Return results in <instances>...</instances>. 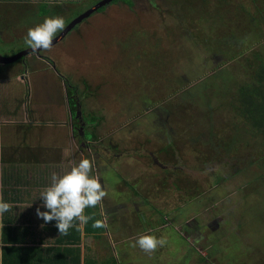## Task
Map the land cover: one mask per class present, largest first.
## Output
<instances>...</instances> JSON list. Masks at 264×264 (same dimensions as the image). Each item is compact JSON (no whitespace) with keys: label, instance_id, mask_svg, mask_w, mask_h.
<instances>
[{"label":"rangeland","instance_id":"obj_1","mask_svg":"<svg viewBox=\"0 0 264 264\" xmlns=\"http://www.w3.org/2000/svg\"><path fill=\"white\" fill-rule=\"evenodd\" d=\"M99 1L72 10L70 23ZM102 8L40 56L29 53L33 63L16 60L14 75L27 72L42 106L50 94L52 108L66 92L77 95L84 141L100 130L106 142L86 146L92 167L113 175L102 187L119 189L104 206L130 204L137 218L174 223L161 228L170 249L156 264H264V141L238 119L236 100L264 66V0ZM33 20L18 12L10 27L0 25V55L29 49L23 38Z\"/></svg>","mask_w":264,"mask_h":264},{"label":"crops","instance_id":"obj_2","mask_svg":"<svg viewBox=\"0 0 264 264\" xmlns=\"http://www.w3.org/2000/svg\"><path fill=\"white\" fill-rule=\"evenodd\" d=\"M94 1L0 0V25L10 27L18 12L31 14L35 20L41 21L47 16L46 13L39 14L45 8L52 15L58 14L64 20H69L72 10L84 4H94ZM39 7L42 8L37 13ZM27 57L25 65L32 62ZM17 64L15 61L0 64V75L5 77L0 82V197L12 204L7 212L0 215V264H86L87 261L95 264H156L170 249L167 237L163 245L150 252L136 246L135 239L139 234L157 228L161 230L167 226L170 229L174 223L165 225L158 224L155 219L137 218L130 204L124 208L117 204L113 208L107 207V204L104 206L101 203L102 198L92 206L94 215L103 224L101 231H86L87 221L74 219L66 232L59 233L54 220L44 222L37 217V206L43 210L42 199L37 196L49 174L62 172L69 163L74 164L83 157H87L92 165L97 163L93 155L88 154L91 150H87L86 146L92 144L94 149L95 143L103 146L106 142L100 139V130H97V136L92 141H84L85 123L81 119L84 112L78 111L77 107L80 108L81 104L74 93L71 96L65 93V102L58 105L61 108H52L51 94L47 96L48 103H42L43 106L39 98L34 99L43 108L38 110L31 98L38 96L36 89L31 87L32 78L29 79L24 71L14 75ZM3 65L7 68L4 69ZM30 89L34 92L31 93ZM76 102L78 106L74 107ZM73 111L77 116L76 123H73ZM91 173L101 176L100 183L108 181L111 186V180H114L113 175L99 172L93 167ZM125 188L124 185V192L127 193ZM107 189L106 193L115 194L119 190L115 188L112 192L111 188ZM151 205L155 208L153 203ZM88 210L89 207L83 210L84 215ZM114 210L115 214L108 213ZM149 213L150 210L145 212L146 215ZM162 231L154 235L163 237Z\"/></svg>","mask_w":264,"mask_h":264},{"label":"clouds","instance_id":"obj_3","mask_svg":"<svg viewBox=\"0 0 264 264\" xmlns=\"http://www.w3.org/2000/svg\"><path fill=\"white\" fill-rule=\"evenodd\" d=\"M64 25L63 16L47 15L27 29L23 42L33 51L48 49L53 37L58 31L63 30ZM91 169L92 162L83 157L78 162L66 166L62 172H51L37 196L42 199L43 206V210L40 206L35 209L37 217L42 218L44 222L54 220L59 233L66 232L74 219L87 221L89 217L84 215L83 210L95 206L106 194L105 188L98 177L91 173ZM29 204H25L24 207ZM10 207L12 204L0 197V215L7 212ZM93 226L102 225L96 220ZM164 243V237H157L150 232L139 234L135 239V245L146 252Z\"/></svg>","mask_w":264,"mask_h":264},{"label":"trees","instance_id":"obj_4","mask_svg":"<svg viewBox=\"0 0 264 264\" xmlns=\"http://www.w3.org/2000/svg\"><path fill=\"white\" fill-rule=\"evenodd\" d=\"M117 1H119V0H114L113 2H117ZM128 4H130V3L128 2ZM102 9L103 8H101L100 10H102ZM43 13H46L47 15L51 14V13H49L48 10H46V8L43 9L42 12L39 13L40 16L44 15ZM33 18H35V17H33ZM37 20L39 21V19H37ZM33 21H36V20H33ZM64 21H65V25H64L65 27L70 24V20L69 21L64 20ZM30 22H32V21H30ZM64 29L65 28H63V30ZM63 30H61V32ZM58 33L60 34V31H58ZM259 59H261V58H259ZM252 79H254V78H252ZM255 82H258V83L253 84ZM247 83L248 84L241 85V87L239 86L238 91H237L238 95L236 97V100L239 98V100H237V104H238V106L240 104L242 107L240 109V112H238L242 115V117L239 114L238 119H240L246 123H249L251 130L254 132L253 138H255V139L259 138V139H262L264 141V66H261V68L259 69V73H258L255 81H250ZM167 111H169V110H167ZM91 208L92 207H89V210L86 213V216L89 217V219L87 220V223H86L87 224L86 225V231H93V230L101 231L103 229L102 223H101V225H102L101 227H94L93 226L94 221H96L98 219L96 218V215H94ZM86 264H95V263L87 261ZM109 264H111V263H109Z\"/></svg>","mask_w":264,"mask_h":264},{"label":"water","instance_id":"obj_5","mask_svg":"<svg viewBox=\"0 0 264 264\" xmlns=\"http://www.w3.org/2000/svg\"><path fill=\"white\" fill-rule=\"evenodd\" d=\"M114 0H102L98 2L96 5L92 6L89 10L79 15L76 19H74L68 26L65 27V29L60 33L58 36L53 38L52 43L50 46H53L57 44L59 41H61L67 33L78 23L83 21L85 18L89 17L92 13L98 11L102 7L106 6L107 4L113 2ZM41 50L44 49H37L36 51H33L32 49H27L24 51H21L19 53H16L15 55H12L11 57H4L0 55V64H8L11 62L16 61L18 58H21L22 56L29 54V53H39Z\"/></svg>","mask_w":264,"mask_h":264},{"label":"flooded vegetation","instance_id":"obj_6","mask_svg":"<svg viewBox=\"0 0 264 264\" xmlns=\"http://www.w3.org/2000/svg\"><path fill=\"white\" fill-rule=\"evenodd\" d=\"M35 54H37L38 56H40V52L39 53H35ZM25 57H24V59L22 60V58H18V59H21V64L22 65H25V58L27 57V56H29V54H26V55H24ZM18 59H17V61H18ZM17 61H15V62H17ZM63 81H65V83L67 84V80H66V78L63 80ZM64 83V84H65ZM68 100V99H67ZM168 116H169V114H170V112H168V111H166L165 112ZM163 115V116H167V115ZM87 128V127H86ZM95 131V133H96V130H94ZM110 154V153H109ZM173 171V170H172ZM208 200H211V197L208 199Z\"/></svg>","mask_w":264,"mask_h":264}]
</instances>
